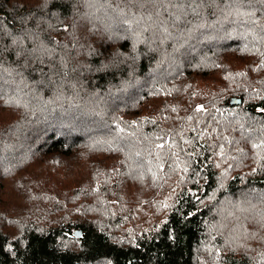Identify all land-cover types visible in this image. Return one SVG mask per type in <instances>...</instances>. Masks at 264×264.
<instances>
[{"label": "trees", "instance_id": "trees-1", "mask_svg": "<svg viewBox=\"0 0 264 264\" xmlns=\"http://www.w3.org/2000/svg\"><path fill=\"white\" fill-rule=\"evenodd\" d=\"M0 148L7 181L47 168L0 264H254L197 254L210 194L264 191V2L0 0Z\"/></svg>", "mask_w": 264, "mask_h": 264}, {"label": "rangeland", "instance_id": "rangeland-1", "mask_svg": "<svg viewBox=\"0 0 264 264\" xmlns=\"http://www.w3.org/2000/svg\"><path fill=\"white\" fill-rule=\"evenodd\" d=\"M175 115L173 104L160 103L155 105L150 112L143 111L141 123L145 121V123H150L149 126H152L159 122V118H165L166 122H172L170 118ZM5 150L6 148H0V156H2ZM13 160V156H10L3 160L4 163L0 161V228H4V232H16V235L18 231L14 229V225L10 223L11 218H8V216H12L13 214L10 212L9 215L6 216L5 211L6 209L17 210L18 212L14 214H18L19 212L28 214L31 212L33 202L27 199L28 196L31 197L32 195V189L29 186H33L35 182L43 180L46 176L47 168L42 166L36 172L28 174L24 178H19L21 180L12 177L14 180L10 179L7 181L8 179H5L8 174L6 168H8V164L12 163ZM237 174L242 177L239 172H232L230 177L232 178ZM251 195L244 192L242 197L238 199L244 200V204H248V206H245L242 210L238 209L236 205L229 206L228 202L230 198H224L219 202H215L218 197L215 198V194L213 193L209 195L205 203H208L207 206L212 210L211 214L213 215V219H208V224H206L207 243L199 249L198 256L201 254H217L223 259L226 255H229L230 252H232L233 255L241 256L244 254L243 251H248L251 246V244L248 245L247 239L251 240L252 244H256V242L261 243L260 245L264 244V228L261 230V225L264 224V218L261 219L262 215H264V191L260 193L256 192L255 195ZM250 198L256 200L254 203L257 204L250 206L254 204L249 203V200H252ZM146 199H149L151 204L154 205V207L151 208L150 205L148 206L149 212L152 214L156 213L154 211L163 199L159 194V190H156L152 196ZM218 217L219 219H217ZM36 219L37 218L34 217V220ZM254 224H256L257 227L254 226ZM257 228L261 232L260 235L255 231ZM254 236L256 239L252 241ZM249 255H251V253H245V256L248 257ZM254 259V264H264V253H255ZM211 263L212 262H208V264Z\"/></svg>", "mask_w": 264, "mask_h": 264}, {"label": "snow or ice", "instance_id": "snow-or-ice-1", "mask_svg": "<svg viewBox=\"0 0 264 264\" xmlns=\"http://www.w3.org/2000/svg\"><path fill=\"white\" fill-rule=\"evenodd\" d=\"M262 2H264V0H262Z\"/></svg>", "mask_w": 264, "mask_h": 264}]
</instances>
